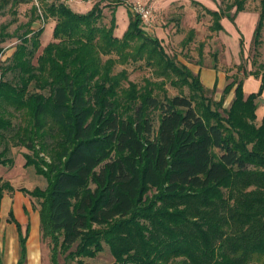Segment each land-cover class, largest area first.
Returning <instances> with one entry per match:
<instances>
[{
  "label": "trees",
  "instance_id": "1",
  "mask_svg": "<svg viewBox=\"0 0 264 264\" xmlns=\"http://www.w3.org/2000/svg\"><path fill=\"white\" fill-rule=\"evenodd\" d=\"M32 1L0 0V9ZM246 1L232 0L226 10L203 7L211 19L208 29L223 31L221 20H234ZM258 7L255 50L262 43L264 0ZM42 9L54 19L53 41L36 55L43 29H27L1 68L0 165L13 164L7 157L10 141L36 157L49 155V162L38 163L24 155V166L34 165L47 186L20 191L41 199L40 233L42 241L53 243L51 263L57 264L58 245L93 257L105 243L111 264L176 258L184 264H264V120L255 124L264 59L260 72L242 70V78H233L213 102L203 95L199 74L175 65L159 40L145 33L138 14L128 11V30L119 38L113 13L108 26L101 23L99 3L87 13L55 1ZM4 29L0 25V42L9 37ZM142 60H157L195 94L159 101L130 82L124 90L126 73L114 74L116 64ZM9 72L12 81L5 79ZM247 75L260 76L261 83L245 96ZM230 92L222 116L219 109ZM151 110L160 111L155 134ZM4 189L12 190L0 180V205ZM9 218L18 232L17 264H24L29 225L23 234L11 211Z\"/></svg>",
  "mask_w": 264,
  "mask_h": 264
},
{
  "label": "rangeland",
  "instance_id": "2",
  "mask_svg": "<svg viewBox=\"0 0 264 264\" xmlns=\"http://www.w3.org/2000/svg\"><path fill=\"white\" fill-rule=\"evenodd\" d=\"M52 1L64 3L76 13H87L95 3H99L104 15L101 23L108 26L113 13L116 26L114 35L119 38L128 30L129 10L135 14V7L150 9L151 16L147 22L142 21V27L149 37L159 40L169 59L178 67H184L194 74H197L200 68L218 69L226 75L224 86L233 78L241 79L242 70L260 72L258 65L264 59V24L261 31V45L255 50L251 44L258 20L259 0H247L244 11L238 13L234 20L223 18L221 20L223 31L221 32H212L208 29L211 19L203 7L210 10H217L218 8L226 10V6L232 0H46L44 3L49 4ZM194 2H198L200 5ZM44 3L36 0L15 5L9 3L0 9V25H5L4 33L9 35L8 38L0 42L2 49L0 73L1 68L9 64L8 59L19 43L18 37L27 29L33 31L43 29L39 38L40 47L36 55L41 54L42 49L53 41L54 19L49 16L46 17L42 9ZM233 12L234 9H231L230 14ZM241 42L242 45H240ZM140 44L141 40L139 39L134 45L138 47ZM145 48L151 49V45L147 41ZM145 58H147V53ZM144 60L130 61L124 65L116 64L114 74L121 71L126 73V80L121 81L124 90L128 88V82H130L140 91H151V94L159 101H163L165 97L176 95L190 98L195 94L188 85L182 84V81L174 73L167 70L165 66L158 65L157 60L150 62L149 65ZM14 76L12 72H9L5 75V79L12 81ZM202 85L204 87L203 95L206 98L213 102L220 101L224 87L213 85L208 88L203 83ZM232 98L233 92L225 96L222 108L219 109L222 116H225L223 110L229 108ZM159 114V110H151L149 114L154 134L158 127ZM19 121L17 116L12 119L14 125L20 123ZM255 124L258 126L260 123L255 121ZM50 141V138H47L46 142L50 143ZM46 142L45 144L48 145ZM7 147V157L13 160V164L6 167L0 165V180L7 182L12 190L4 189L3 196L12 198L18 206L20 203V206L23 205L24 198L32 201L34 206L39 207L40 198L25 195L20 189L32 191L34 188H38L44 190L47 186V180L35 172L34 165L24 166V155H28L37 163L41 158L49 162V155L40 152L36 157L32 151L27 150L22 145H15L13 141H10ZM90 187L93 188V185ZM14 192L20 194L12 197ZM5 199L4 220L8 217L10 210L9 200L8 198ZM14 233L15 230H10L8 226H5L4 234L6 237L14 235ZM43 243V264H52L50 257L53 243L47 238ZM102 248L103 250L93 257H86L78 256L75 247L63 252L58 245L54 248L56 263L111 264L113 258L108 246L103 243ZM162 264H184V262L182 258H176Z\"/></svg>",
  "mask_w": 264,
  "mask_h": 264
},
{
  "label": "crops",
  "instance_id": "3",
  "mask_svg": "<svg viewBox=\"0 0 264 264\" xmlns=\"http://www.w3.org/2000/svg\"><path fill=\"white\" fill-rule=\"evenodd\" d=\"M250 71V70H249ZM200 80L208 88L213 85L218 87H224L226 75L224 72L213 68H200L198 69ZM261 83L260 76L247 75L243 78L242 89L245 96L256 93ZM256 122L261 123L264 120V88L261 95L257 99V108L255 111ZM18 192H14L12 197ZM22 195V193H21ZM8 198L10 204V210L13 213L14 219L21 226V231L24 234L26 225H29V231L26 238V260L24 264H43V250L44 243L40 233L39 223V207L34 206V203L30 200L23 198V205L18 206L15 204V200L9 197H2L0 205V264H17L20 254V246L18 239V232L16 224L10 221L9 212L8 217L4 220V200ZM5 221V223H3ZM5 226H8L10 230H15L14 235L7 236L4 234ZM24 228V230H23Z\"/></svg>",
  "mask_w": 264,
  "mask_h": 264
},
{
  "label": "built area",
  "instance_id": "4",
  "mask_svg": "<svg viewBox=\"0 0 264 264\" xmlns=\"http://www.w3.org/2000/svg\"><path fill=\"white\" fill-rule=\"evenodd\" d=\"M134 12L139 15L141 21L145 22H147L148 18L151 16V10L142 7H135Z\"/></svg>",
  "mask_w": 264,
  "mask_h": 264
}]
</instances>
